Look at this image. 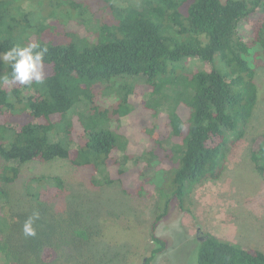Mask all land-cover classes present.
<instances>
[{"label": "trees", "instance_id": "16d2710c", "mask_svg": "<svg viewBox=\"0 0 264 264\" xmlns=\"http://www.w3.org/2000/svg\"><path fill=\"white\" fill-rule=\"evenodd\" d=\"M46 4L54 8L42 18ZM50 28L54 39L37 41L48 47L45 84L0 83V264H48L59 238L98 231L88 220L78 227L83 194L70 197L67 214L55 211L67 189L60 174H31L16 191L26 165L58 160L90 167L96 187L155 197L157 246L141 263L153 264L167 246L158 224L191 211L195 187L220 179L246 137L261 97L264 0H0V52ZM10 72L0 63V75ZM251 159L264 179V129ZM34 209L41 219L28 237L22 227ZM99 235L107 238L106 226ZM195 256L264 264L262 249L211 233Z\"/></svg>", "mask_w": 264, "mask_h": 264}, {"label": "rangeland", "instance_id": "374dc122", "mask_svg": "<svg viewBox=\"0 0 264 264\" xmlns=\"http://www.w3.org/2000/svg\"><path fill=\"white\" fill-rule=\"evenodd\" d=\"M118 1L122 4L141 2ZM58 7L55 6L56 11L63 9ZM52 8L47 4L39 7L43 12L39 15L45 17ZM28 35L29 39L25 38L27 42L54 39L51 28L46 29L41 36L32 32ZM14 36L20 40L23 33L15 32ZM257 76L261 97L246 137L230 150L226 169L220 179L206 180L195 187L191 211L176 210L158 224L156 232L167 240V246L153 264H197L194 252L206 233L264 251V179L255 173L251 159L252 140L264 129V67L257 69ZM41 173L60 174L65 179L67 189L54 201L55 211L61 215L67 214L69 209L66 206L70 197L83 194L85 198L81 201L84 206L78 210L79 216L74 215L78 227L83 229L88 220L98 228L94 233L88 231L90 236L84 240L80 238L76 243L66 240L69 238H59L56 250L50 255L52 262L48 264H141L145 256L150 255L157 246L151 238L156 216L154 196H131L124 193L118 184L96 187L91 183L90 167L72 165L66 160L26 165L16 191L22 193L28 176ZM95 206V212L91 211L90 208ZM105 226L108 239L99 235ZM128 230H131L132 236L129 237L133 240L115 244L125 238Z\"/></svg>", "mask_w": 264, "mask_h": 264}, {"label": "clouds", "instance_id": "9594fccd", "mask_svg": "<svg viewBox=\"0 0 264 264\" xmlns=\"http://www.w3.org/2000/svg\"><path fill=\"white\" fill-rule=\"evenodd\" d=\"M47 53V45H42L37 41H31L23 46L15 45L0 52V63L7 64L11 68L10 73L0 75V83L29 88L33 85H44L47 79L45 74ZM40 219L39 210L34 209L23 223L22 230L25 236L34 237L36 235L34 225Z\"/></svg>", "mask_w": 264, "mask_h": 264}]
</instances>
